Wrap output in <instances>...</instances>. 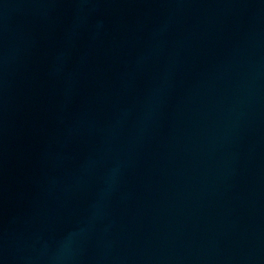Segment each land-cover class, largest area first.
Wrapping results in <instances>:
<instances>
[{"label": "water", "instance_id": "95a60500", "mask_svg": "<svg viewBox=\"0 0 264 264\" xmlns=\"http://www.w3.org/2000/svg\"><path fill=\"white\" fill-rule=\"evenodd\" d=\"M0 264H264V0H0Z\"/></svg>", "mask_w": 264, "mask_h": 264}]
</instances>
